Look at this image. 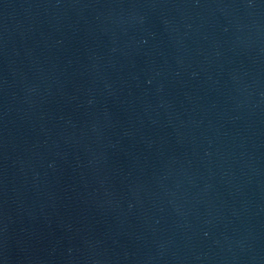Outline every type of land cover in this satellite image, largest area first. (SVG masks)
Wrapping results in <instances>:
<instances>
[{
	"label": "water",
	"instance_id": "obj_1",
	"mask_svg": "<svg viewBox=\"0 0 264 264\" xmlns=\"http://www.w3.org/2000/svg\"><path fill=\"white\" fill-rule=\"evenodd\" d=\"M0 264H264V0H0Z\"/></svg>",
	"mask_w": 264,
	"mask_h": 264
}]
</instances>
